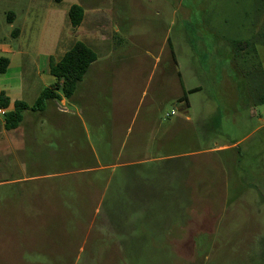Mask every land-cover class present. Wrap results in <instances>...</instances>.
Here are the masks:
<instances>
[{
	"label": "rangeland",
	"instance_id": "1",
	"mask_svg": "<svg viewBox=\"0 0 264 264\" xmlns=\"http://www.w3.org/2000/svg\"><path fill=\"white\" fill-rule=\"evenodd\" d=\"M259 1L0 0V60L26 52L28 85L45 87L35 62L46 69L47 53L50 63L81 41L97 54L70 98L59 88L34 111L49 122V145L41 123H26L27 137L6 150L0 125V264H264V102L248 86L264 75V57L249 49ZM74 4L85 10L77 29ZM204 13L231 43L248 42L247 54L230 52L247 61L233 81L226 49L205 56L214 41ZM12 66L0 76L15 86ZM202 126L212 128L206 137ZM221 145L231 147L206 153ZM141 159L195 166L197 200L177 210L191 219L174 220L171 235L127 226L125 164ZM49 187L62 191L64 217L49 218Z\"/></svg>",
	"mask_w": 264,
	"mask_h": 264
},
{
	"label": "crops",
	"instance_id": "2",
	"mask_svg": "<svg viewBox=\"0 0 264 264\" xmlns=\"http://www.w3.org/2000/svg\"><path fill=\"white\" fill-rule=\"evenodd\" d=\"M250 12H252V16L255 18V21H257V26L250 27V29L253 30L252 35L254 34L253 37L255 36L256 42H251L249 49L251 46H253L259 57H264V0H260L258 4H256V2L253 3ZM212 20L213 19H211V17L209 18L208 13H206L201 22V27H204V29L207 28L206 34L214 41L213 48L210 49L209 46L206 47V52H209V54L206 53L205 56L212 62L213 58H216L217 55H220L221 52L223 53V51L226 49L228 57L230 58L232 55V59L227 63L224 71L226 74H228V79L232 80L233 76L239 75V68L237 66V62L234 59V54H230V52H233L234 44L238 45L237 42L240 41L242 42L239 44L241 52H244L243 54H247L245 53L247 50L245 48L247 43L239 38H236V41L231 43V39L228 40V37L230 38V34L224 30L223 25L221 28H217ZM224 23V26H226L227 21H224ZM21 34L22 33L20 32L19 36ZM196 34L199 35L201 32L197 30ZM9 50L5 52L7 56L6 58L9 60V65L7 68L11 69L13 67L12 65L15 64L18 71L20 72V77L17 85L15 84V86H12L10 84L3 83L0 76V97L2 94H4V96L9 99V106L7 110L12 111L14 110V103L16 101H23L31 105L37 100L45 88H49V53L46 54V69H42L39 67L38 63L35 62V70L37 71V75L41 82H44L43 84H45V87L39 90L34 85H28L25 80L26 73L29 66L31 65V62L28 60L29 55L26 52L16 48ZM61 57L56 61L60 60ZM171 58L174 69L176 70V67H178V77L181 91L182 71L180 68L179 59L176 57L175 52H172ZM244 58H246V56H244ZM189 59H191L190 68L196 69L197 66H195V55H191ZM248 86L249 88L254 87L255 91L258 93L256 94V102L261 101V98L264 96V77L259 74V76H257V78L254 80L253 85L248 84ZM197 89L198 88H192L190 90ZM26 94L27 96L33 95V99L25 97ZM47 107L48 105L45 107L44 112L46 111ZM2 119L3 120L2 122L0 121V125L3 127L4 131L3 138L5 139L4 146L6 150H9L11 147L10 140H12V138H14V140H19L27 137L28 133L21 131V128L26 123L31 127H33L36 122L41 123L43 128L42 131L45 132L44 134L48 139L46 144L49 145V122L47 123L45 120H40L36 112L28 110L24 113V117L20 125L16 129L12 130L14 132V137L11 136L12 131H9L5 128L4 118ZM187 120L190 121L189 117ZM202 129L204 133L206 132L204 134L205 137L206 134L212 130V128H207L206 126H202ZM229 147H231V145L213 147L209 150H206V153H214L225 150L227 151L229 150ZM106 167L107 166H101V168ZM125 168L126 172L124 186L125 198L128 208L127 226H129V228H137L141 224H145V222H147L151 226L158 225L161 228L160 232L165 230V234L171 235L169 234L171 231H166L170 230L172 226H175L174 220L188 218L186 214L182 215V213H177V210H180L179 204L195 203L197 200L196 188L198 187V184L195 180V166L192 164L180 163L155 166L151 165L149 159H141L127 162L125 164ZM119 191H121V188ZM62 194V191L59 192L54 189V187H49V218H61L64 217L62 216L63 214L68 213V211H64L65 209L62 206V204L65 202L64 197L61 196ZM55 204L60 205L55 206ZM188 219H191L190 216ZM159 234L163 235L162 233ZM159 234L155 232L151 233V235L154 237L160 236ZM132 237H134V235Z\"/></svg>",
	"mask_w": 264,
	"mask_h": 264
},
{
	"label": "trees",
	"instance_id": "3",
	"mask_svg": "<svg viewBox=\"0 0 264 264\" xmlns=\"http://www.w3.org/2000/svg\"><path fill=\"white\" fill-rule=\"evenodd\" d=\"M68 16L73 29H77L83 23L85 10L82 5L74 4L70 7ZM237 43L238 45H236V47H238L241 52L239 44L242 42L238 41ZM239 51L237 50L234 55L237 66H239L242 60L244 63L247 62L244 55L242 56ZM95 61H97V54L81 41L75 43L66 51L60 60L56 61L51 57L49 70L51 75L57 78V82L52 84L49 88H45L32 105L23 101H16L14 103V110L8 111L5 116L6 129H16L22 122L24 113L28 110L43 111L49 99L58 97L56 90L59 88H62L64 95L70 98L75 92L78 83L84 78L91 64ZM8 65L9 60L7 58L1 59L0 72H4ZM261 102H264V96L261 98ZM0 104L6 108L9 106V99L5 97L4 94L0 97Z\"/></svg>",
	"mask_w": 264,
	"mask_h": 264
},
{
	"label": "built area",
	"instance_id": "4",
	"mask_svg": "<svg viewBox=\"0 0 264 264\" xmlns=\"http://www.w3.org/2000/svg\"><path fill=\"white\" fill-rule=\"evenodd\" d=\"M7 113H8L7 108H6V107H3V106L0 104V116L5 117ZM173 113H174V112H173Z\"/></svg>",
	"mask_w": 264,
	"mask_h": 264
}]
</instances>
